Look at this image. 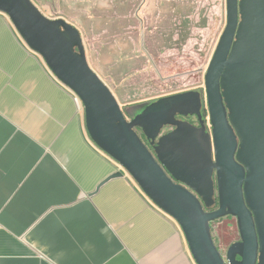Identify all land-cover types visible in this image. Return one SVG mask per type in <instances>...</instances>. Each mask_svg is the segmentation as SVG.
Here are the masks:
<instances>
[{
  "label": "water",
  "instance_id": "95a60500",
  "mask_svg": "<svg viewBox=\"0 0 264 264\" xmlns=\"http://www.w3.org/2000/svg\"><path fill=\"white\" fill-rule=\"evenodd\" d=\"M0 12L80 97L95 144L178 222L197 264H264V0H227L206 100L199 90L180 92L130 119L90 66L75 25L33 0H0ZM227 216L236 217L240 239L224 256L212 223Z\"/></svg>",
  "mask_w": 264,
  "mask_h": 264
},
{
  "label": "crops",
  "instance_id": "0c3cea01",
  "mask_svg": "<svg viewBox=\"0 0 264 264\" xmlns=\"http://www.w3.org/2000/svg\"><path fill=\"white\" fill-rule=\"evenodd\" d=\"M0 264H197L178 222L93 142L83 106L2 12Z\"/></svg>",
  "mask_w": 264,
  "mask_h": 264
},
{
  "label": "rangeland",
  "instance_id": "374dc122",
  "mask_svg": "<svg viewBox=\"0 0 264 264\" xmlns=\"http://www.w3.org/2000/svg\"><path fill=\"white\" fill-rule=\"evenodd\" d=\"M33 1L80 30L90 66L123 110L135 104L129 119L147 101L180 92L199 90L206 100L205 76L227 24V0ZM206 120L211 128L208 109ZM212 232L224 256L240 239L236 217L213 222Z\"/></svg>",
  "mask_w": 264,
  "mask_h": 264
},
{
  "label": "built area",
  "instance_id": "2783aa9c",
  "mask_svg": "<svg viewBox=\"0 0 264 264\" xmlns=\"http://www.w3.org/2000/svg\"><path fill=\"white\" fill-rule=\"evenodd\" d=\"M19 34V33H18ZM19 36H20V34H19ZM21 37V36H20ZM22 38V37H21ZM22 40H23V42H24V44L28 47V48H30L27 44H26V42L24 41V39L22 38ZM31 49V48H30ZM32 50V49H31ZM33 51V50H32ZM38 54V53H37ZM44 60V59H43ZM47 65V64H46ZM49 68V67H48ZM50 69V68H49ZM51 71V70H50ZM52 72V71H51ZM52 74H53V72H52ZM54 75V74H53ZM55 76V75H54ZM72 91V90H71ZM72 93H73V95H74V98H75V100H76V102L79 104V105H82L83 106V103H82V101H81V99H80V97L76 94V93H74L73 91H72ZM83 108H84V106H83ZM94 142V141H93ZM95 143V142H94ZM111 158V157H110ZM111 159H113V158H111ZM114 160V159H113ZM117 162V161H116ZM118 163V162H117ZM119 164V163H118Z\"/></svg>",
  "mask_w": 264,
  "mask_h": 264
},
{
  "label": "trees",
  "instance_id": "16d2710c",
  "mask_svg": "<svg viewBox=\"0 0 264 264\" xmlns=\"http://www.w3.org/2000/svg\"><path fill=\"white\" fill-rule=\"evenodd\" d=\"M155 100H157V99H155ZM155 100H150V101H147L146 103H152V102H154ZM142 103H144V102H142ZM133 105H135V104H131V105H128V106H126L125 108H124V111H125V113H126V115H128L129 116V114H128V109H129V107H131V106H133ZM204 117L206 118V116H207V110L206 109H204ZM143 136V138L145 139V136L144 135H142Z\"/></svg>",
  "mask_w": 264,
  "mask_h": 264
},
{
  "label": "flooded vegetation",
  "instance_id": "af4514ba",
  "mask_svg": "<svg viewBox=\"0 0 264 264\" xmlns=\"http://www.w3.org/2000/svg\"><path fill=\"white\" fill-rule=\"evenodd\" d=\"M202 95H203V92H202ZM204 109H205V105H204ZM193 117H195V116H187V117H184V116H178V118L180 119V120H190V121H192L193 122ZM194 123V122H193ZM168 128H170V127H168ZM228 217H233V216H228ZM240 258V257H239Z\"/></svg>",
  "mask_w": 264,
  "mask_h": 264
}]
</instances>
